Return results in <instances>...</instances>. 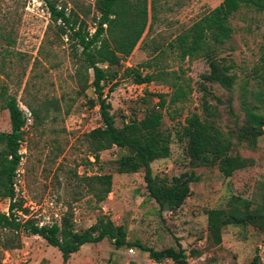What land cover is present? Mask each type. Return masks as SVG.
Segmentation results:
<instances>
[{
    "label": "rangeland",
    "instance_id": "obj_1",
    "mask_svg": "<svg viewBox=\"0 0 264 264\" xmlns=\"http://www.w3.org/2000/svg\"><path fill=\"white\" fill-rule=\"evenodd\" d=\"M54 1L59 6L67 3L68 9L75 7L80 13L91 7L87 21L94 31L95 0ZM220 2L222 0H157L153 28L145 32L134 51L121 61L118 68L121 71L128 67L139 68ZM1 8H12L15 50L23 53L22 59L14 57L13 68H8L12 73L10 91L17 95L25 114L31 113L29 105L32 104L36 108L41 106L40 115L44 116L39 123V119L33 122L31 115L20 140L23 156L15 183L17 199L28 209L27 218L32 217L40 224H51L71 212L74 228L83 231L94 224L99 215L106 214L117 225L125 226L129 241L139 240L156 249L182 243L192 264H245L257 253L264 264V229L230 224L223 229L221 243L216 244L208 229L207 215L211 208L225 207L233 194L256 201L263 198L264 135L255 147L246 142L237 143L234 139L232 154H240L251 163L231 176L224 175L218 166L191 165L186 153L188 140L181 138L186 117L202 113L206 98L218 106L222 114L218 124L223 130H235L243 123L240 98L243 88L259 89V75L264 73L261 60L264 12L248 7L236 12L231 18L234 34L219 53L235 63L232 72L237 74V80L233 107L238 117L234 118L227 110L230 93L203 78L210 69L206 58L186 59L181 63L175 54L170 53L162 63L173 69L181 65L193 91L185 102L162 110V130L172 135L171 154L152 163L153 173L171 178L195 170L199 175V180L191 183V194L185 203L177 210L167 211L161 210L148 192L143 169L135 173L117 172V161L123 153L119 147L102 151L99 161L89 154L85 135L103 125L99 106L90 103V99H96L97 95L94 88L82 90L76 74L79 69L76 53L80 49L77 50L75 40L61 35L58 26L52 23L47 4L43 0H1ZM203 84L220 100L206 95ZM111 85L106 86L105 93H109L107 100L112 105L111 111L118 126L133 118L142 119L148 109L157 106L159 98L156 94L172 91L170 84L159 81L140 86L126 74L109 92ZM0 131H11L8 110L0 109ZM104 173H112L113 187L108 197L99 202L84 177ZM9 203V199H0V213L9 212ZM17 236L20 246L7 248L8 241ZM131 247L133 253L129 251ZM0 264L176 263L172 260L156 262L148 252L136 246L117 248L109 238L84 244L65 263L60 250L43 237L24 229L14 234L0 227Z\"/></svg>",
    "mask_w": 264,
    "mask_h": 264
},
{
    "label": "trees",
    "instance_id": "obj_2",
    "mask_svg": "<svg viewBox=\"0 0 264 264\" xmlns=\"http://www.w3.org/2000/svg\"><path fill=\"white\" fill-rule=\"evenodd\" d=\"M43 1L48 6L52 23L58 26L61 35H68L75 40L77 50L80 49V52L76 53V62L79 65L76 74L82 84V90L94 88L97 95L96 99H90V103L92 106H99L103 125L85 135L84 142L89 154L95 161H99L102 151L114 146L119 147L123 153L117 161V172L135 173L143 169L148 192L159 204L160 209L177 210L190 196L191 183L198 181L199 175L192 170L171 178L161 177L153 173L152 163L171 154L172 135L162 130V110L185 102L193 88L187 82L183 74L185 70L181 65L173 69L162 63L170 53L175 54L181 63L186 59L192 61L200 57L206 58L210 69L203 78L219 84L230 93L227 98V110L234 118L238 117L233 107V91L237 80V74L232 72L235 63L229 62L228 56H220L219 53H222L223 46L234 34L231 22L234 14L246 7L264 12V0H222L176 35L167 47L155 52L153 57L139 68L128 67L123 71L118 68L121 61L131 55L145 32L154 26L157 18V0H95L93 32L87 21L91 7L80 13L75 7L68 9L67 3L59 6L54 0ZM12 13V8L0 10V109L8 110L11 122V131H0V199L10 201L9 212L0 213V227L14 234L24 229L43 237L50 245L60 250L65 263L82 245L98 243L109 238L117 248L136 246L148 252L149 257L159 263L172 260L176 264H192L182 243L156 249L139 240L129 241L125 226L117 225L106 214L99 215L97 221L83 231L74 228L71 212L50 225L40 226L32 217L24 221L16 219L17 211L21 210L25 214L28 212L21 200L16 198L13 186L22 160L20 140L24 136L27 118L17 95L10 91L9 79L12 78V73L8 68H13L14 57H23L21 51L15 50ZM261 60L264 66V46ZM146 69L151 71L145 72ZM125 74L132 76L138 84L153 81L170 84L172 91L156 94L159 98L157 106L148 109L142 119L133 118L118 126L116 116L111 111L112 105L107 100L109 93H105V88L112 83L109 87V92H112L118 79ZM257 85L259 89L243 88L240 98L244 118L243 123L236 126L235 130L225 131L221 128L218 122L222 114L218 106L208 98L203 102L202 113H193L186 117L181 138L188 140L186 153L191 165L218 166L224 175L231 176L236 170L246 168L251 163L240 154H232V149L234 139H237V143L246 142L255 147L258 139L264 135V73L259 75ZM202 90L213 99L220 100L207 85L203 84ZM29 108L33 122H38L39 119L41 123L44 118L40 115L41 106L36 108L30 104ZM84 180L99 202L104 201L112 191V173L85 176ZM207 215L208 229L216 244L221 243L223 229L230 224L252 225L257 229H264V195L260 201H256L233 194L225 207L211 208ZM18 246L19 236L7 243V248ZM245 264L263 263L257 253Z\"/></svg>",
    "mask_w": 264,
    "mask_h": 264
},
{
    "label": "built area",
    "instance_id": "obj_3",
    "mask_svg": "<svg viewBox=\"0 0 264 264\" xmlns=\"http://www.w3.org/2000/svg\"><path fill=\"white\" fill-rule=\"evenodd\" d=\"M140 86H146V83H141L140 84ZM26 116H28V117H26L27 118V123H28V121H30L31 120V113H29V115H27V114H25ZM20 154L23 156V154H22V151H20ZM19 170V169H18ZM17 170V171H18ZM13 186H14V188H15V191L17 190V185H16V183L14 182V184H13ZM16 198H17V193H16ZM16 200V199H15ZM16 219L18 220V221H24L26 218H27V215L25 214V213H23V211H21V210H19V211H17V213H16ZM39 225L40 226H42V225H50L49 223H39ZM129 251L131 252V253H133L134 252V248L133 247H131L130 249H129Z\"/></svg>",
    "mask_w": 264,
    "mask_h": 264
},
{
    "label": "crops",
    "instance_id": "obj_4",
    "mask_svg": "<svg viewBox=\"0 0 264 264\" xmlns=\"http://www.w3.org/2000/svg\"><path fill=\"white\" fill-rule=\"evenodd\" d=\"M82 246H83V245H82ZM82 246H81V247H82ZM77 252H78V251H77ZM73 254H76V252H75V253H73Z\"/></svg>",
    "mask_w": 264,
    "mask_h": 264
}]
</instances>
